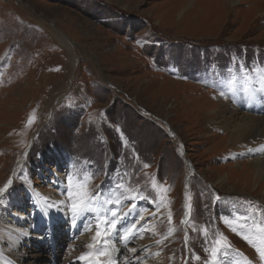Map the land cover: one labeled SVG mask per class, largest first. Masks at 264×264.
<instances>
[{
    "label": "rangeland",
    "instance_id": "1",
    "mask_svg": "<svg viewBox=\"0 0 264 264\" xmlns=\"http://www.w3.org/2000/svg\"><path fill=\"white\" fill-rule=\"evenodd\" d=\"M229 74L260 87L264 0H0V264H88L97 223L118 264H264L249 140L206 124Z\"/></svg>",
    "mask_w": 264,
    "mask_h": 264
},
{
    "label": "bare ground",
    "instance_id": "2",
    "mask_svg": "<svg viewBox=\"0 0 264 264\" xmlns=\"http://www.w3.org/2000/svg\"><path fill=\"white\" fill-rule=\"evenodd\" d=\"M231 1L232 3H236L240 0H231ZM56 39L59 42V44H61L66 48H69L64 38L58 36L56 37ZM69 50L71 51V49ZM233 83L234 82H231V84ZM236 85L239 89H237V87L236 88L233 87L231 88V90H229L230 84H228L227 82H223L222 87H223V92L225 94L224 95L220 94L218 96V99L219 97H223L225 99L221 98L217 102H215L217 106L215 107V109H213L210 112V116L207 117L206 119V124L210 127L222 128L225 131V135L227 136V138H229V142L232 143L231 145H235L238 143L240 144L241 142H248L249 140L247 145L249 147V150H252V155H253L252 156L253 160L250 163L249 167L250 169L253 170L256 179H259L264 183V92H256L254 95L250 96L248 93L244 91L243 86H239L238 84ZM230 91L232 93H230ZM242 96L245 101L244 103L241 101ZM239 99L241 100L239 101ZM206 101L210 102L209 100ZM258 104L259 106H256ZM206 105L209 104H205V106ZM205 108H209V107L206 106ZM210 109L211 108H209L207 111H210ZM249 153L251 154L250 151ZM261 153H263V158L261 157ZM90 209H91L90 211H86L85 213L94 214L95 208L90 206ZM85 213L81 214L80 216L84 215ZM135 213L136 211L134 210V207L131 208L127 213H125V216L127 218L125 222L128 221V216L130 218L131 215H135ZM46 220L50 221V218L46 217ZM122 227H124V225ZM127 230H128L127 228H124L123 230V233L125 235V238L123 239H128L129 234L131 233L130 232L127 235L126 233ZM89 244L90 243H86V248H85L86 253L95 251V249H90L87 247ZM112 244L114 243L112 241H109L107 247L112 251L111 264H116L114 257H116L118 261L119 255H118V250L115 253V249ZM100 247H102V245H99V248ZM38 253L40 254V252ZM40 256L41 255H38V258L35 261H38L40 259ZM104 259L107 260V258ZM0 262L3 263L1 259ZM32 263L34 264L35 262ZM118 263L119 261L117 262V264ZM88 264H92V262H89Z\"/></svg>",
    "mask_w": 264,
    "mask_h": 264
},
{
    "label": "snow or ice",
    "instance_id": "3",
    "mask_svg": "<svg viewBox=\"0 0 264 264\" xmlns=\"http://www.w3.org/2000/svg\"><path fill=\"white\" fill-rule=\"evenodd\" d=\"M235 77H232L231 74H229V77L227 78V83L231 84L232 80H234ZM241 79L244 80L245 82V86H244V91L246 93H248L250 96L254 95L256 92H264V77H262L259 81H257V83L260 84L259 88H249L247 87V85L252 83L251 77H249L247 74L243 75L241 77ZM229 90H231L229 88ZM224 92H221V95H224ZM71 177H69L70 179ZM3 189H0V192H3ZM99 189L96 190V192H98ZM96 192H92L91 194H89L87 191L84 193V198L79 202V203H72L71 205V212L73 214V216H79L81 214H83L86 211H90V202L92 201L93 197L96 195ZM69 198L72 199L73 198V194L72 192L69 190L68 192ZM65 204V201H60L56 207H59L61 205ZM113 218H115V213H112ZM73 223H75V221H73ZM105 224V229H109L111 227H113V223L111 221H104ZM243 227V225H242ZM258 231L262 234L261 236V241L262 243H264V227H261L259 225H257ZM107 236L108 233L107 231L105 233H101L100 231V226L99 223H97V232L96 235L92 238L94 241L97 242L96 245L94 244H89L87 247L90 249H95L97 247V245H102V247H100L98 250L93 251V252H88V253H84L82 254L78 259L80 260H89L92 262V264H111V257H112V251L107 247ZM245 239H248V237H245ZM216 243H220V241H217ZM249 243L253 244V246L255 245V242L251 239H249ZM134 251V250H133ZM216 249H213V252H215ZM257 251L260 253L261 258L264 259V249L257 247ZM104 258H107V260H105Z\"/></svg>",
    "mask_w": 264,
    "mask_h": 264
}]
</instances>
